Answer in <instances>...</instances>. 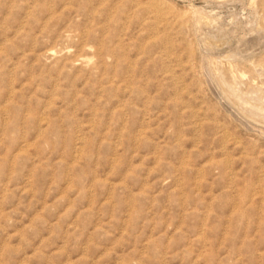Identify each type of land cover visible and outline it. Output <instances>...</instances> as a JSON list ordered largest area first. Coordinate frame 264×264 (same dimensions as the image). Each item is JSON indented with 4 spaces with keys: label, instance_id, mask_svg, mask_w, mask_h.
<instances>
[{
    "label": "rangeland",
    "instance_id": "374dc122",
    "mask_svg": "<svg viewBox=\"0 0 264 264\" xmlns=\"http://www.w3.org/2000/svg\"><path fill=\"white\" fill-rule=\"evenodd\" d=\"M264 0H0V264H264Z\"/></svg>",
    "mask_w": 264,
    "mask_h": 264
},
{
    "label": "bare ground",
    "instance_id": "6f19581e",
    "mask_svg": "<svg viewBox=\"0 0 264 264\" xmlns=\"http://www.w3.org/2000/svg\"><path fill=\"white\" fill-rule=\"evenodd\" d=\"M264 69V68H263Z\"/></svg>",
    "mask_w": 264,
    "mask_h": 264
}]
</instances>
